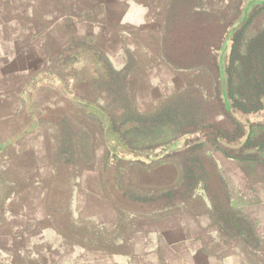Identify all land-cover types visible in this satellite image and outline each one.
I'll list each match as a JSON object with an SVG mask.
<instances>
[{"label": "rangeland", "instance_id": "374dc122", "mask_svg": "<svg viewBox=\"0 0 264 264\" xmlns=\"http://www.w3.org/2000/svg\"><path fill=\"white\" fill-rule=\"evenodd\" d=\"M201 1L203 4L195 0H169L156 34L144 32L142 36L139 25L128 23L131 19L117 25L111 23L114 10L109 8V3L103 9L99 0H22V9L31 4V14L52 15L56 19L53 24L49 25L47 20L38 25L37 37L41 38L45 51L26 80L51 82L52 87L38 90L37 98L49 101L54 109L57 106L54 104H62L63 115L54 117L59 131L55 132L52 147L56 172L61 170L70 181L76 177L87 179L95 173L99 184L96 187L129 210L178 207L193 198L200 203L201 196L212 197L216 216L230 232V244L212 253L228 258V264H264V239L255 234L252 221L243 217L240 209L232 207L230 199L221 196L236 193H233L234 185L225 187L226 173L216 163L223 157L241 161L226 155L224 152L233 149H223L218 140L239 141L244 131H239L240 125L227 114L213 70L203 65L180 69L170 60L173 37L164 38H168L165 42L168 47L163 41L168 10L170 20L176 17L180 6L194 12L200 7L204 11H216L224 19L223 29L240 8L220 11L212 9L206 0ZM129 12L138 15L141 22L139 6ZM105 15L109 24L104 23ZM96 25L100 26L98 32ZM252 28L249 23L243 32L250 34ZM22 29L28 32L29 26L22 23ZM130 36L134 40L142 36L144 40L126 41ZM155 48L160 55L158 60L166 67H153L158 60L146 51ZM140 51L143 57L136 55ZM56 85L63 86L62 92ZM230 91L229 81V94ZM27 97L24 94L26 101ZM25 109L22 103L15 111L22 118V131L30 125ZM251 118L246 121L250 123V133L251 124L264 122ZM28 127L34 128L32 124ZM28 130L22 136L29 134ZM133 177L143 179L145 186H132ZM198 206L204 211V204ZM119 237L118 234L107 241L120 251V244L116 243ZM209 249L195 252L203 257ZM143 251L134 245V258L146 255L147 263L151 264L156 257L153 250L147 254ZM176 251L182 258L192 256L191 249ZM134 258L131 261L128 256H119L123 263L137 264L139 261Z\"/></svg>", "mask_w": 264, "mask_h": 264}, {"label": "crops", "instance_id": "0c3cea01", "mask_svg": "<svg viewBox=\"0 0 264 264\" xmlns=\"http://www.w3.org/2000/svg\"><path fill=\"white\" fill-rule=\"evenodd\" d=\"M168 1L99 0V5L107 9L109 3L114 10L111 23L117 25L131 19L128 23L139 25V34L143 36L144 32L156 34ZM243 1L206 0V3L212 9L227 11L240 7ZM21 2L0 0V264H131L134 245L145 254L153 250L156 257L151 264H228V258L212 253L230 244V232L216 216L212 197L199 198L204 211L196 198L178 207L129 210L96 187L99 184L95 173L87 179L76 177L70 181L61 170L55 171L52 147L55 132L59 131L54 117L63 115L62 104H54L57 105L54 109L49 101L38 100V90L52 87L51 82L26 79L36 70L45 51L41 38L37 37L38 25L47 20L50 25L56 19L52 15L37 17L35 12L31 14V4L22 9ZM134 6L141 8V22L138 15L129 12ZM104 18L107 19L104 23L109 24V18L106 15ZM22 23L29 26L28 32L22 29ZM249 23L252 31L246 34L244 27L243 39L264 29V7L253 13L246 26ZM98 31L100 26L96 25ZM142 36L125 40L139 42L144 40ZM140 52L136 55L143 57V51ZM146 54L155 61L160 57L156 48ZM157 65L166 67L159 60L153 67ZM57 87L62 92L63 86ZM24 94L28 95L27 101ZM259 99L264 107V95ZM22 103L29 115L27 122L34 127L29 129L27 124L25 130L29 129L26 131L29 134L24 136L22 118L15 113ZM240 115H245L240 118L243 121L249 116H252L249 120L264 121V108L253 113L241 111ZM216 163L226 173L225 187L234 185L236 193L221 196L230 199L231 206L252 221L259 239H264V160L257 157L231 161L223 157ZM142 181L133 177L131 185L144 187ZM118 234L116 243L120 244V251L107 241ZM180 248L191 249L192 256L180 257L176 251ZM201 248H210V252L203 257L196 255L195 250ZM122 255L132 260L123 263L119 259ZM146 258L142 255L134 261L148 264Z\"/></svg>", "mask_w": 264, "mask_h": 264}, {"label": "trees", "instance_id": "16d2710c", "mask_svg": "<svg viewBox=\"0 0 264 264\" xmlns=\"http://www.w3.org/2000/svg\"><path fill=\"white\" fill-rule=\"evenodd\" d=\"M195 1L203 4L201 0ZM223 23L224 19L219 13L204 11L202 7L194 12L191 9L186 10L185 6H180L176 17L173 16L172 20L169 18L168 10L164 17L163 41L165 43L168 40V38L164 40L166 35L173 37L169 48H173L170 55L171 62L180 69L203 65L217 75L214 51L219 49L226 28L225 22V28L222 29ZM227 70L233 105L247 113L263 109L259 97L264 94V29L248 39H243L241 32L235 37L230 48ZM256 128L259 129L257 132H255ZM241 129V126H238V130ZM251 131L245 147L264 149V122L251 124ZM211 133L215 138V133ZM224 153L241 160L257 159L256 152H246L243 147Z\"/></svg>", "mask_w": 264, "mask_h": 264}, {"label": "water", "instance_id": "95a60500", "mask_svg": "<svg viewBox=\"0 0 264 264\" xmlns=\"http://www.w3.org/2000/svg\"><path fill=\"white\" fill-rule=\"evenodd\" d=\"M262 7H264V0H244L239 8V12L226 27L221 38L219 49L214 51V54L216 55L218 88L224 108L232 120L238 123L244 131L241 140L229 142L221 139L218 140V144L223 149H238L243 147L246 152H256L257 157L264 160V149L258 150L253 147H245V143L250 134V123L240 119L239 116L241 111L232 103L229 94V81L227 73L229 51L234 37L239 33V31L243 30L253 13ZM262 95L264 94H261L260 97ZM119 195L120 194H117V197ZM121 199L125 198L122 197Z\"/></svg>", "mask_w": 264, "mask_h": 264}]
</instances>
